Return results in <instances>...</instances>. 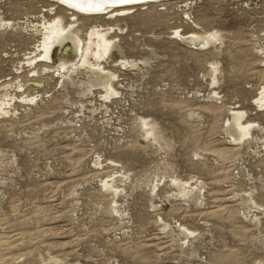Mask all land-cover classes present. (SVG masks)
I'll return each instance as SVG.
<instances>
[{"label":"rangeland","instance_id":"1","mask_svg":"<svg viewBox=\"0 0 264 264\" xmlns=\"http://www.w3.org/2000/svg\"><path fill=\"white\" fill-rule=\"evenodd\" d=\"M243 1H139L114 14L0 0V264L264 263V34L250 31L264 9ZM60 16L83 41L94 27L119 41L112 56L89 55L114 75V95L82 51L64 67L40 58ZM215 28L224 34L209 47L180 36ZM231 110L255 123L252 136L233 137Z\"/></svg>","mask_w":264,"mask_h":264},{"label":"bare ground","instance_id":"2","mask_svg":"<svg viewBox=\"0 0 264 264\" xmlns=\"http://www.w3.org/2000/svg\"><path fill=\"white\" fill-rule=\"evenodd\" d=\"M63 1L65 3H67L70 7L77 9V10L84 11V12L87 11V12H99V13H101V12L106 11V13L110 12V13L115 14V12L119 13V12H121V10H122V13H124L126 9L130 10V8L124 7L127 3L134 4V3L139 2V1H143V2L147 3V1H150V0H63ZM121 6H123V8H125V9H121ZM74 14H76V15L78 14L76 12V10H75ZM187 16H189V14H187ZM76 22L77 21L70 22L69 24H67L64 21V17L60 16L58 19H56L52 23L45 25L44 26V32H43L44 36L42 37L43 40L41 41V46L43 48V52L40 54V58L42 56L48 60L49 59L54 60L60 66L64 67V66H66V64L69 60L68 57H69L70 53L77 51V50L82 51L81 54H82L83 59H82V62L81 61L80 62L83 64H80V65H82V67H84L83 66L84 64L86 65V63H89L90 65H92V68H93V66H95V68H93L94 74L96 75V77L99 80L100 79L103 80L102 83L106 89L105 90V96L110 97V95H114L112 93L115 90L113 87V84H112V80H111V76L113 74H112V72L109 71V69H106V66H101V64L99 62H97L96 60H95L96 62H90V59H89L90 56L89 55L93 56L97 60H100V58L102 60L103 59L102 57H106L107 55H111L115 51V49L118 48L121 44L119 45V41L116 40L114 36H110L109 35L110 33H108V31L106 29H98L97 27L92 28L90 30V32L88 33V39L86 41H83L81 39L80 34H79V28L73 27V23H76ZM223 34L224 33L221 29L215 28L213 30L194 31L190 35L189 34H180V36L183 40H185L191 44H200V45H207L208 44L207 46L209 47V43L211 44L212 41H214V40L216 41L218 39L217 37L222 36ZM6 37H8V34L0 32V41L4 40ZM192 47H194V46H192ZM42 48H40V49H42ZM37 49L39 50L38 47H37ZM261 51H263L262 54H264V47L261 48ZM76 54H77V52H76ZM73 55H74V53H73ZM111 58H113V57H111ZM36 59L37 58H33V61ZM38 59H39V57H38ZM113 59H115V58H113ZM135 64H136V62H135ZM218 66L219 65L218 64L216 65V62L215 63L213 62V64H212V68L214 70V74H212L213 82L218 81V77L215 74V72L219 69ZM235 69H239V68H235ZM113 77H114V75H113ZM97 81L98 80H96V82ZM99 83H101V81ZM115 91H117V90H115ZM260 95L261 96L258 98V103H260V105L263 106L264 105V90H263V92H261ZM231 113H232L231 114L232 122L230 121L231 123H229V122L228 123L231 125V128L235 127L234 131H231L233 137L235 139L242 141V139H244L250 135L252 136V133L250 130H252L251 127L254 126L255 123L250 122V121H248V122L243 121V115H245V111H243V110H233L232 111L231 110ZM149 119L146 117H142L141 122H140L141 123L140 126H142V127L146 126L147 128L144 127L146 129L145 132L148 135L149 134L152 135L154 139L162 140L163 136H162L161 132L159 131V129H157V125H156L155 121L149 120ZM257 125H259V124H257ZM223 157L224 156H222V158ZM177 179L178 178H175L174 181H177ZM180 182H181V180H180ZM103 184H104V186L110 187V188L113 185L111 182H109L107 180L104 181ZM196 187L198 188V186H196ZM187 188H185V186L183 185L182 188L180 189V192L186 193L187 190H190ZM187 192H189V191H187Z\"/></svg>","mask_w":264,"mask_h":264},{"label":"built area","instance_id":"3","mask_svg":"<svg viewBox=\"0 0 264 264\" xmlns=\"http://www.w3.org/2000/svg\"><path fill=\"white\" fill-rule=\"evenodd\" d=\"M240 7L244 9V12H247V13L256 12L261 9H264V0H244ZM263 28L264 27H262V24H260L258 19H254L251 21L250 31L255 41L261 40V37L264 34V30L263 32H261L260 29H263Z\"/></svg>","mask_w":264,"mask_h":264}]
</instances>
